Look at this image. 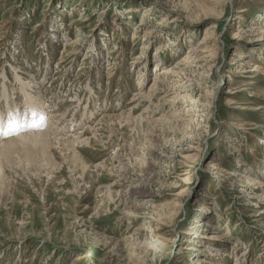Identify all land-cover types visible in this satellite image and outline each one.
Listing matches in <instances>:
<instances>
[{
  "label": "rangeland",
  "instance_id": "1",
  "mask_svg": "<svg viewBox=\"0 0 264 264\" xmlns=\"http://www.w3.org/2000/svg\"><path fill=\"white\" fill-rule=\"evenodd\" d=\"M192 46L183 88L149 98ZM33 94L53 117L36 131L91 130L90 168L0 145V264H264V0H0V105Z\"/></svg>",
  "mask_w": 264,
  "mask_h": 264
},
{
  "label": "bare ground",
  "instance_id": "2",
  "mask_svg": "<svg viewBox=\"0 0 264 264\" xmlns=\"http://www.w3.org/2000/svg\"><path fill=\"white\" fill-rule=\"evenodd\" d=\"M208 34H209V32L206 33L207 36H208ZM77 42H78L77 40H73L71 42H68L67 46L68 47L69 46L75 47L74 44H77ZM212 47H211V49H212ZM73 50L76 51V48H73ZM199 52H200L199 48H196V46H192V50H190L189 54L187 56H185V58L183 60H181L183 62L179 61L175 65L156 69L158 72L156 74V78L154 80L156 82L151 86L149 92L147 93V96L149 98H151V97H154L153 95H155L157 93L160 94L163 92H167V91H169V89L176 90L175 87L176 88H183L182 87V79L173 80L174 77L180 76L179 72L177 70H175V68H179L182 65H189V64H192L194 62H197L196 59L198 58V56L195 54L199 53ZM245 58H244V60H245ZM156 65H158V64H156ZM254 66L256 68L255 71H257V72L262 71L261 70V64L255 63ZM3 81H5V80H3ZM32 83H33V81H31L30 83L29 82L28 83L22 82L21 85L27 84L28 86L26 85L24 87H29V86L33 87ZM3 85L6 88H8V86H9V85L5 84V82ZM158 89H160L161 91L157 92ZM22 91L25 95L29 94V93L27 94V90H25V89ZM180 91H181V89H180ZM188 91L187 90H183L181 92L176 91V95L173 97V99L175 100V102H177V100H179L178 102L183 101L184 103L185 102L190 103V106L191 105L192 106L191 107L189 106L188 109L186 108L187 109V110H185L186 112H189V113L196 112V111L200 110V108L202 107L201 106V103H203L202 102L203 100L201 101L202 97H200V95H197L198 93H194V91L193 92L191 91V93ZM141 92H142V90H140V92H137L136 94L138 96H140V98L145 97L144 93H141ZM10 97H11V95H9V97L4 95V100L2 101L3 104L0 105V117H1L0 121L2 122V124L0 126H3L6 131L10 132L13 135L8 136V138H6V139L0 138L1 139L0 145L15 146V147L10 148V150H16L17 152H24L26 157L29 156L30 158H28V159L31 160L32 162L38 160V159H36V154L42 155L41 163L43 165L46 164L47 158H49V160L47 161V165L50 164V159H52V156L55 153L56 148H59L58 150H60L61 153L65 156V158H63V160L67 159V161H69V164H71V166H72L73 172L74 173L76 172V174H79L80 177L83 178L85 176V174L87 173V170L90 168V165L87 163L85 157H83L81 155V152H80L81 150L79 149L80 147L77 145V143L79 144L81 142H84V143H86V145H89V138H87V135L90 134L89 131H91V130L87 129L86 131H80V132L79 131L78 132H68L67 131L68 133L67 132L63 133L59 130L60 132L57 133V132L53 131L55 129H53L52 128L53 125L50 124L47 127V130L36 131L40 128L47 126L46 124H49L48 122L52 121L53 117L50 118L46 122L42 121L44 118V115L46 113L45 107H43L44 109H37L33 105L34 103H37V98L34 94L30 96V99L28 100L29 104L26 103V100H25V103L16 104L13 100L11 101ZM20 100H21V98H20ZM135 100L136 99L132 98V100L130 101L129 104H133L135 102ZM169 100H172V98H170ZM12 102H14V103H12ZM9 103H12V104H9ZM23 105L25 106L24 112H26L28 109V111L26 112L28 116H26V114L24 112H20L18 110H16L15 112H12L16 108H21ZM26 106H27V108H26ZM135 108L136 107H132L131 109H135ZM131 113L130 112H123L121 114H117V113L116 114H112V113L104 114L101 117V119L99 120L100 121L99 124L105 122L106 127L109 126L110 131L113 129V126H115L117 123H119L120 126H122V127L127 123H130V125H131V124H133V122H135V120H137V119H135V117H133L131 115ZM90 114H93V113H90ZM176 115H178V117H180L179 119L182 120V122L184 120L183 124L188 128H191L196 123V121L194 120L196 115H190V114L187 115L186 113H183V111L179 112ZM6 116H8V117H6ZM4 118H6L7 120H4ZM12 119L16 120V123H12ZM116 121H118V122L116 123ZM123 122H124V124H123ZM19 127H20V129L17 130ZM97 127L98 126L94 127V130H93L95 135H96V131H97L96 128ZM22 128H26V129L20 131ZM31 129H33V130H31ZM71 130H73V129H71ZM18 131H20V133H18V135L15 134ZM0 137H3V134H0ZM97 137H99V136H97ZM57 165H59V164H57ZM236 175H239L238 171H236L233 176H236ZM251 216H252V214H251ZM200 227H201V225H200ZM152 244H154V243H152ZM212 251H213L212 249H211V251L208 250L207 257L202 258V260L207 259L208 261L203 260V261H201V264L212 263L211 262L212 258H214ZM91 253H93V252L91 251ZM222 255H224V254H222ZM215 259L216 258H214V261H215ZM77 260H80V258H77ZM236 261H237V259H236Z\"/></svg>",
  "mask_w": 264,
  "mask_h": 264
},
{
  "label": "snow or ice",
  "instance_id": "3",
  "mask_svg": "<svg viewBox=\"0 0 264 264\" xmlns=\"http://www.w3.org/2000/svg\"><path fill=\"white\" fill-rule=\"evenodd\" d=\"M0 134L3 135H9L11 134L10 132L6 131L5 128L3 126H0Z\"/></svg>",
  "mask_w": 264,
  "mask_h": 264
}]
</instances>
